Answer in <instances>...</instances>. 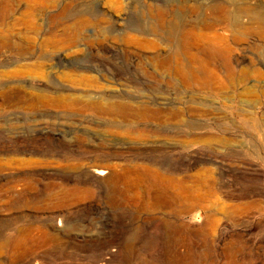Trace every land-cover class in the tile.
<instances>
[{"label": "rangeland", "instance_id": "374dc122", "mask_svg": "<svg viewBox=\"0 0 264 264\" xmlns=\"http://www.w3.org/2000/svg\"><path fill=\"white\" fill-rule=\"evenodd\" d=\"M255 4L0 0V264H264V28L243 12ZM174 17L232 50L207 65L218 86L178 80ZM147 168L200 206L163 201L177 181Z\"/></svg>", "mask_w": 264, "mask_h": 264}, {"label": "bare ground", "instance_id": "6f19581e", "mask_svg": "<svg viewBox=\"0 0 264 264\" xmlns=\"http://www.w3.org/2000/svg\"><path fill=\"white\" fill-rule=\"evenodd\" d=\"M243 12L248 14V17H250V20L254 24L264 28V6L260 4H255L254 6L245 5ZM212 30L213 26L210 24L200 25L199 23H194L188 25L186 24V20L179 17H174L167 23L164 32V41L174 48H180V46H182V51H184L185 56L187 55V61H183L180 56H178L179 50L172 51V54L176 56L177 61L175 67H172L174 68L175 75L179 78L178 80H180L181 83L190 86L191 84L205 85L206 87L210 86L212 88L221 83L219 82L220 78L217 74L216 68H207V65L211 64L212 60H214L219 54L225 53L230 55L232 50L225 46V40L222 37L212 34ZM225 74L227 77L235 79L234 69L231 68L225 70ZM54 100L61 105L70 104V102L64 98L58 97ZM88 101L92 104L91 106H95L96 108L101 107L99 103L95 101L92 102L93 99L91 98L88 99ZM122 108V105H106V109L113 111H122ZM90 171L93 174V179L97 181H100L101 179L111 181L117 180L114 174L110 173L108 169H91ZM146 171H152L157 177L166 180V182L172 185H175L177 181L178 186L176 190H178V192L175 191L174 195L165 197L163 201H178L179 198L184 197L189 203H191V205L197 207L200 206L201 201L199 198L194 197L189 193L183 184L185 181H179L171 176H165L160 174L157 170L154 171L153 169L147 168ZM155 196H157V199L162 198L158 193Z\"/></svg>", "mask_w": 264, "mask_h": 264}]
</instances>
